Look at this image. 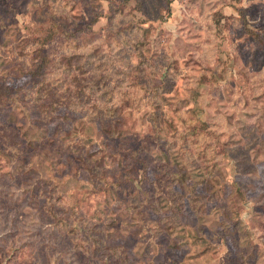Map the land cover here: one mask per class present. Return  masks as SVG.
<instances>
[{
	"label": "rangeland",
	"instance_id": "374dc122",
	"mask_svg": "<svg viewBox=\"0 0 264 264\" xmlns=\"http://www.w3.org/2000/svg\"><path fill=\"white\" fill-rule=\"evenodd\" d=\"M142 2L0 0V264H264V0Z\"/></svg>",
	"mask_w": 264,
	"mask_h": 264
},
{
	"label": "trees",
	"instance_id": "16d2710c",
	"mask_svg": "<svg viewBox=\"0 0 264 264\" xmlns=\"http://www.w3.org/2000/svg\"><path fill=\"white\" fill-rule=\"evenodd\" d=\"M129 0H126V2ZM174 0H165V9L168 11V14H171V5ZM138 3V9H141L142 7V0H137ZM115 10H118V8L114 7ZM55 25V23H52ZM131 27L132 29L134 28H140L143 29V35H147V28H143L141 25L136 24L134 20L131 21ZM56 27V25H55ZM54 28V27H53ZM53 28L49 29L47 36L42 40L41 46L45 47L50 41H53L55 39L56 35V30ZM254 38L258 40L259 42H264V36H260L258 33H253ZM43 49H39V51H42ZM51 58L49 59L47 56L44 57L42 62L37 65L35 68L30 70V76L32 77L33 80H37L38 76H41V73L43 72V69H46L48 64L51 63ZM20 90V88H18ZM13 91L12 87L10 86H0V100L2 103H5L7 100H9L13 96ZM48 91V90H47ZM50 92H52L50 90ZM52 94V93H51ZM53 97V95H51ZM213 132L210 131L208 128V123H200V124H194L192 126V129L188 130L187 133H184L182 135L183 141L184 142H189L190 145L195 147V153L198 156V159L200 160V168L204 171V173L208 176H211L213 174L214 168L216 167L215 162V155L218 154L217 150L215 149L214 144L209 140V135H212ZM204 144V145H202ZM197 146V149H196ZM169 208H174L172 206V203ZM178 209H182L181 207H178ZM174 214V211H173ZM173 217V216H172Z\"/></svg>",
	"mask_w": 264,
	"mask_h": 264
}]
</instances>
